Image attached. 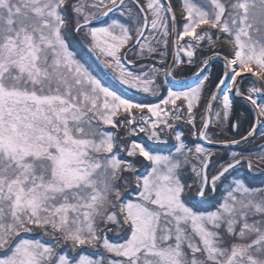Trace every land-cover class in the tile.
Returning <instances> with one entry per match:
<instances>
[{"label": "snow or ice", "instance_id": "snow-or-ice-1", "mask_svg": "<svg viewBox=\"0 0 264 264\" xmlns=\"http://www.w3.org/2000/svg\"><path fill=\"white\" fill-rule=\"evenodd\" d=\"M0 264H264V0H0Z\"/></svg>", "mask_w": 264, "mask_h": 264}, {"label": "flooded vegetation", "instance_id": "flooded-vegetation-1", "mask_svg": "<svg viewBox=\"0 0 264 264\" xmlns=\"http://www.w3.org/2000/svg\"><path fill=\"white\" fill-rule=\"evenodd\" d=\"M261 141L257 140L256 143L259 144Z\"/></svg>", "mask_w": 264, "mask_h": 264}, {"label": "rangeland", "instance_id": "rangeland-1", "mask_svg": "<svg viewBox=\"0 0 264 264\" xmlns=\"http://www.w3.org/2000/svg\"><path fill=\"white\" fill-rule=\"evenodd\" d=\"M185 131H187V130H185Z\"/></svg>", "mask_w": 264, "mask_h": 264}, {"label": "trees", "instance_id": "trees-1", "mask_svg": "<svg viewBox=\"0 0 264 264\" xmlns=\"http://www.w3.org/2000/svg\"><path fill=\"white\" fill-rule=\"evenodd\" d=\"M189 75H190V73H189Z\"/></svg>", "mask_w": 264, "mask_h": 264}]
</instances>
